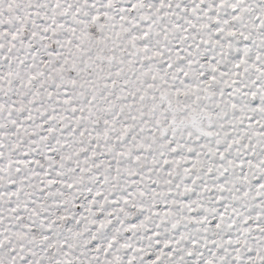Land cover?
I'll return each instance as SVG.
<instances>
[{"label": "snow or ice", "instance_id": "6c2138e0", "mask_svg": "<svg viewBox=\"0 0 264 264\" xmlns=\"http://www.w3.org/2000/svg\"><path fill=\"white\" fill-rule=\"evenodd\" d=\"M0 264H264V0H0Z\"/></svg>", "mask_w": 264, "mask_h": 264}]
</instances>
